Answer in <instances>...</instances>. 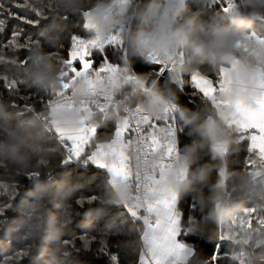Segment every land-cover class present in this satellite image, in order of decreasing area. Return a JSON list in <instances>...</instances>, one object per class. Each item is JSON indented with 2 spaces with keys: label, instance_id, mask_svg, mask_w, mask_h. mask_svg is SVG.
<instances>
[{
  "label": "clouds",
  "instance_id": "obj_1",
  "mask_svg": "<svg viewBox=\"0 0 264 264\" xmlns=\"http://www.w3.org/2000/svg\"><path fill=\"white\" fill-rule=\"evenodd\" d=\"M54 3L59 6L60 14L52 17L40 31L41 38L48 44L60 43L68 27L65 15L77 14L91 7L90 24L99 37L106 36L121 20H133L134 26L124 34L130 65L134 58H144L149 50H156L161 55L174 50L184 52L182 60L170 73L167 87L159 80L153 86L149 73L136 74L134 94L139 98L141 107L152 117H163L166 107L178 100V90L172 81L204 65L219 69L238 59L237 69L231 74L232 86L224 94L227 98H250L260 80L259 69L264 67V45H258L255 40L247 41L248 47L254 50V54L249 56L240 54L237 42L253 30H259L257 22L264 18V0H244L246 10L234 13L219 10L207 18L202 9L192 11L187 0H127L118 6H114L113 0H54ZM60 69L57 58L50 56L40 44L31 49V63L17 70L27 83L50 92L61 88ZM128 84L123 75L117 78L113 107L105 113L83 112L79 102L90 99L92 91L89 78L82 76L73 85L77 106L60 107L51 114V119L58 126L70 129L79 128L86 121L103 123L104 116L119 119L124 109L130 107L120 96ZM107 87L106 83L99 84L97 94ZM145 88L149 89L147 93ZM181 109L182 123L189 136L195 138L180 147L178 159L168 170L167 182L177 189L181 197L196 198L202 216L192 226L194 233L210 237L216 225H227L244 213L246 204L264 205V180L254 179L246 170L226 171L223 177H215L214 167L205 157L215 153L221 161L217 167H225L223 161L226 155L221 153L233 151L237 138L225 126L224 120L214 115L215 110L209 104L196 109L187 106ZM222 111L228 114L232 109L225 106ZM48 115L46 112L20 115L0 102V162L21 172H32L41 166L37 163L40 160L62 157L58 147L48 146L51 137L44 122ZM210 115L212 119L208 118ZM131 155L134 168L143 170L144 157L137 151H132ZM160 155H154L149 163L159 161ZM184 168L188 174L181 179L179 173ZM91 183V177L81 176L73 180L71 173H65L59 180L53 175L51 178L49 175L39 178L28 193L31 201L23 218L14 225L6 226L7 234L26 241L39 240L45 246L56 245L59 248L68 219L66 213H58L49 205L66 207L78 190ZM133 197L134 188L127 182L118 181L115 187H109L103 193L92 211L104 212L125 201L131 203ZM129 225L121 226L119 216L114 221V226L120 229ZM123 250L139 253L141 244L136 239L130 240L123 245ZM234 251H243L246 264H264V232L250 230L241 233Z\"/></svg>",
  "mask_w": 264,
  "mask_h": 264
},
{
  "label": "snow or ice",
  "instance_id": "obj_2",
  "mask_svg": "<svg viewBox=\"0 0 264 264\" xmlns=\"http://www.w3.org/2000/svg\"><path fill=\"white\" fill-rule=\"evenodd\" d=\"M126 2L127 0H113L114 6ZM197 6L204 11L218 7L225 13L247 9L244 0H197ZM13 7L20 11H12ZM4 12L32 29H38V26L47 22L49 17L59 15L60 9L54 0H47V3L42 0H34V2L33 0H16V2L0 0V13ZM91 12L92 9L89 7L77 13L82 17L83 32L71 36L66 55L59 56L55 53L50 55L55 56L61 65L59 71L61 88L47 92L48 100L44 104V112L49 115L44 118V122L47 126L46 131L64 149L60 163L63 166H69L73 162L94 166L103 174L105 180L103 193L109 187H115L118 181L127 182L134 188L131 203L125 201L115 206L122 209L119 213L120 225L126 226L130 223L133 226L131 231L135 234V239L141 244L135 264H203L199 258L197 246L186 242L187 237L195 234L192 226L196 223V217L191 214L185 217L179 210L181 195L167 182L168 170L178 159L180 153L177 134L184 131L183 127H178V122H182L181 106L177 102L170 104L166 107V114L163 117H152L141 107L133 87L137 72L133 70L132 64L128 63V52L124 39V34L134 26L133 20L131 18L121 20L106 36L99 37L94 34L90 24ZM259 22V30H253L243 40L237 42L241 55L254 54V50L248 47L247 41L249 40H255L258 45H264V18H261ZM5 30V20L0 19V34ZM41 36L42 33L39 32V37ZM40 44V39L28 35L24 30H14L7 41L0 42V65L11 64L15 69L27 67L31 63L32 47ZM5 49L27 50L30 54L20 61L8 60L4 55ZM113 51L115 57L112 55ZM183 56L184 52L180 50L163 55L156 50H149L142 59L152 66L151 70L146 73L150 74L153 86L155 81L159 80L163 81L164 86L167 87L170 73L177 67ZM96 57H99V61ZM238 62L237 59L219 69L214 68L212 75L200 70L186 73L187 82L184 74L180 79L172 81V84L182 95L185 94L186 88L190 89L186 96L188 102L195 105V98L199 97L215 110L214 115L222 118L225 126L233 131L237 138L236 143L246 144L248 156L242 161L244 170L256 180H264V67L259 69L260 80L256 89L251 92L250 98L231 99L224 94L232 86L231 74L236 71ZM121 75L129 84L120 96L130 104V107L124 109L119 119L113 120L104 116V121L113 120L112 134L106 140L96 139L103 123L86 121L81 127L70 129L58 126L51 119V114L58 108L77 106L73 85L82 76L89 78L92 97L79 102L80 110L105 113L113 107L112 101L116 95L114 88L117 78ZM25 83L26 80L18 79L15 73L9 77L0 72V85L10 92H15L18 85ZM104 83L108 87L97 94V86ZM144 91L147 93L149 89L145 88ZM225 106H230L232 111L225 114L222 111ZM11 107L16 109L17 105L13 103ZM32 111L33 109L25 104L24 108L17 113L23 115ZM208 118L212 119V115ZM132 151H137L144 157L143 170L134 168ZM158 153L161 154L159 161L149 163L151 158ZM227 154L221 153L222 156ZM213 156L215 157V153ZM38 163L46 165L47 161L40 160ZM6 166V163L0 162V169ZM217 173L218 177H223L226 173L225 167H219ZM187 174L188 170L184 168L180 170L179 176L183 179ZM27 175L32 180H38L40 173L32 171ZM51 176L50 173L49 177ZM0 195L7 196L8 201H14L19 193L16 191V185L0 183ZM100 198L92 195L87 201L77 200V204L83 205L85 202L91 204ZM192 200V208L202 213L196 198L192 197ZM8 201L0 204V225L4 224L2 218L6 210L13 207V204ZM258 212L256 207H251L233 218L229 224L219 225L218 241L236 245L241 233L250 230L258 233L264 232L261 231L264 229V215H258ZM254 221L256 226H254ZM108 227L116 231L120 230L114 226V223ZM90 242L85 238L84 246L87 247ZM219 242L212 243V251L209 253L212 264H219L220 257L217 250L222 247ZM64 244L68 245L69 241L65 240ZM101 244L100 252H106V245L103 241ZM22 255L26 253L21 252L16 256L5 257L3 264H16ZM67 255L66 252L65 256ZM244 256L243 251H232L231 261L235 264H246ZM109 259L110 264H118L116 254H110Z\"/></svg>",
  "mask_w": 264,
  "mask_h": 264
},
{
  "label": "trees",
  "instance_id": "obj_3",
  "mask_svg": "<svg viewBox=\"0 0 264 264\" xmlns=\"http://www.w3.org/2000/svg\"><path fill=\"white\" fill-rule=\"evenodd\" d=\"M14 2H16V0H14ZM44 3H47V0H44ZM187 3L192 11L200 9V7L197 6V0H187ZM12 11L19 12L20 9L13 7ZM217 11H219L218 7L207 9L205 11V17L207 18ZM65 17L68 25L66 32L62 34L58 45H50L39 37V32L49 23L51 17H49L47 22L39 25L38 29H32L30 26L24 25L20 21L7 15L6 12L0 13V19L5 20L6 29L0 34V42L7 41L14 30L22 29L28 35L40 39L41 45L49 55L55 53L59 56H65L66 51L70 46L71 36L83 32L81 27V16L70 14L65 15ZM257 25L259 27L260 22H257ZM29 54L30 53L27 50H4V55L8 60L16 59L17 61H20L26 59ZM112 55L115 57L114 51ZM96 59L99 61V57H96ZM199 70L209 75H212L215 71L213 67L208 65L202 66ZM0 72L5 73L9 77L15 73L18 79L25 80L24 76L11 64L0 65ZM184 79L187 82V74L184 75ZM189 92L190 89L186 88L185 93L188 95ZM47 100V92L41 91L39 88L27 82L18 85L15 92H10L0 85V102L6 103L10 110L16 112L21 111L25 104L29 105L33 111L31 113H24L23 115L25 116L34 112H44V104L47 103ZM13 103L17 105L16 109L11 107ZM195 103L198 108L205 104L199 97L195 98ZM113 120L103 122L99 135L96 138L98 141H104L111 136L113 131ZM178 127L184 128L183 132L177 134L179 147H182L184 144L190 143L194 138L189 136L188 130L182 122H178ZM50 137L48 146L51 148L58 147L60 152L63 153L64 149L54 141V138L51 135ZM210 156L211 165L214 167L213 175L218 177L217 165H219L221 161L211 153ZM247 156L246 144L244 142L236 144L235 149L230 151L226 155V159L223 161L225 169L227 171L244 170L242 167V161L245 160ZM61 159L62 157H50L47 160L46 165H41L39 168H34L32 171H38L40 173L39 178L46 177L51 173L54 178L58 180L62 179L65 173H71L73 180H77L81 176H86L92 178V183L88 187L78 190L67 203L66 207L56 208L51 204L49 205L50 208H53V210L58 213H66L68 219L62 237V243L59 248L56 245L45 246L43 242L39 240L35 242L26 241L7 234L5 230L6 226L14 225L23 218L28 203L31 201V197L28 193L34 188L36 180L33 181L27 175V173L31 171L21 172L8 165L5 168L0 169V183L16 185V191L19 193L14 201H8L7 196L0 195V204L5 203L6 201L13 204V207L10 210H6L5 216L2 218L4 224L0 225V264H3L5 257L16 256L17 253L21 252L26 253V255L20 256L19 260L16 261V264H110V254H116L118 256V264H135L138 259V253H128L123 250V245L125 243L135 239V234L131 231L133 226L129 225L125 228H121L119 231L108 227L114 223L122 209L117 206H112L104 212L92 211L97 207L99 199L93 201L91 204H88L87 202L83 205L77 204V200L84 199L87 201L92 195L102 197L103 189L105 187L103 174L94 166L84 167L79 162H73L69 166H63L60 163ZM192 203L193 200L191 196L181 197L178 205L179 210L182 211L185 217L191 214L194 215L196 219H199L202 216V213L197 209L192 208ZM245 207L247 209L256 207L259 210L258 215H264V205L248 203ZM254 226H256L255 221ZM261 231H264V229H261ZM219 233L220 226L218 225L215 233V242H219ZM85 238L91 241L87 247L84 246ZM199 238V235L192 234L187 237L186 242L196 245ZM65 240L69 241L68 245L64 244ZM101 241L106 245V252L103 253L100 252V248L102 247ZM219 243L222 244V247L217 250V254L220 257L219 264H235V262L231 261V253L234 251L235 245H232L230 242ZM45 247H47L46 251L44 250ZM66 252L68 253L67 256H65ZM204 264H212L209 257Z\"/></svg>",
  "mask_w": 264,
  "mask_h": 264
},
{
  "label": "water",
  "instance_id": "obj_4",
  "mask_svg": "<svg viewBox=\"0 0 264 264\" xmlns=\"http://www.w3.org/2000/svg\"><path fill=\"white\" fill-rule=\"evenodd\" d=\"M151 65L147 62L143 61L142 58H134L132 62V68L134 71L139 73H146L147 71L151 70ZM163 84V81H159ZM187 94L185 93L182 95L178 90V100L176 101L181 107L187 106L188 108L196 109L198 108L197 104L193 105L192 103L188 102L186 99ZM195 138V137H193ZM205 159L211 164V156L210 153ZM34 181V180H33ZM218 228V225L214 227V234L212 236H203L199 238L198 243L196 244L198 251H199V258L205 263L206 259L209 257V253L212 251V243L215 242V233Z\"/></svg>",
  "mask_w": 264,
  "mask_h": 264
},
{
  "label": "built area",
  "instance_id": "obj_5",
  "mask_svg": "<svg viewBox=\"0 0 264 264\" xmlns=\"http://www.w3.org/2000/svg\"><path fill=\"white\" fill-rule=\"evenodd\" d=\"M121 115H123V112L121 113ZM160 126L162 127V126H164V125H160ZM81 165L84 166V167L87 166V165H84V164H82V163H81ZM226 171H227V170H226Z\"/></svg>",
  "mask_w": 264,
  "mask_h": 264
}]
</instances>
